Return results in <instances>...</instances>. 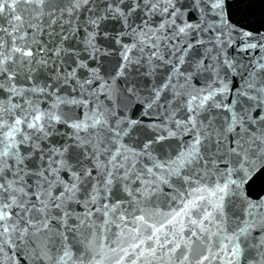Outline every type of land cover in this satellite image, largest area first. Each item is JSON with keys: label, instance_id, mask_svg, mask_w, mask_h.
I'll return each mask as SVG.
<instances>
[{"label": "snow or ice", "instance_id": "1", "mask_svg": "<svg viewBox=\"0 0 264 264\" xmlns=\"http://www.w3.org/2000/svg\"><path fill=\"white\" fill-rule=\"evenodd\" d=\"M0 264H264V0H0Z\"/></svg>", "mask_w": 264, "mask_h": 264}]
</instances>
